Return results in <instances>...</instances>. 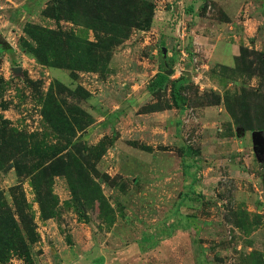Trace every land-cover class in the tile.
Here are the masks:
<instances>
[{
	"label": "rangeland",
	"instance_id": "obj_1",
	"mask_svg": "<svg viewBox=\"0 0 264 264\" xmlns=\"http://www.w3.org/2000/svg\"><path fill=\"white\" fill-rule=\"evenodd\" d=\"M143 1L88 70L56 0H0V264H264V0Z\"/></svg>",
	"mask_w": 264,
	"mask_h": 264
},
{
	"label": "trees",
	"instance_id": "obj_2",
	"mask_svg": "<svg viewBox=\"0 0 264 264\" xmlns=\"http://www.w3.org/2000/svg\"><path fill=\"white\" fill-rule=\"evenodd\" d=\"M154 10L153 4L143 0H56L55 5L48 9V13L57 21L66 19L73 23H82L94 31L95 42H86L85 48L84 43L81 45L71 35H59L55 32L53 34H56L54 37L60 36L59 40L61 36L66 37L67 43L63 44L68 45L72 57L87 53V58L90 59L84 69L97 70L103 64L102 53L107 54L109 49L127 39L133 29L147 30L152 26ZM168 82L170 76L160 74L154 80L152 89L161 88ZM179 83V80L173 82L176 101L180 99L179 89L182 84ZM233 115L235 116L234 113Z\"/></svg>",
	"mask_w": 264,
	"mask_h": 264
},
{
	"label": "water",
	"instance_id": "obj_3",
	"mask_svg": "<svg viewBox=\"0 0 264 264\" xmlns=\"http://www.w3.org/2000/svg\"><path fill=\"white\" fill-rule=\"evenodd\" d=\"M255 151L260 162H264V134L262 132L254 133Z\"/></svg>",
	"mask_w": 264,
	"mask_h": 264
},
{
	"label": "crops",
	"instance_id": "obj_4",
	"mask_svg": "<svg viewBox=\"0 0 264 264\" xmlns=\"http://www.w3.org/2000/svg\"><path fill=\"white\" fill-rule=\"evenodd\" d=\"M15 2H16V0H15ZM2 26H3V25L0 26V32L3 30Z\"/></svg>",
	"mask_w": 264,
	"mask_h": 264
},
{
	"label": "built area",
	"instance_id": "obj_5",
	"mask_svg": "<svg viewBox=\"0 0 264 264\" xmlns=\"http://www.w3.org/2000/svg\"><path fill=\"white\" fill-rule=\"evenodd\" d=\"M182 39V37H180Z\"/></svg>",
	"mask_w": 264,
	"mask_h": 264
}]
</instances>
